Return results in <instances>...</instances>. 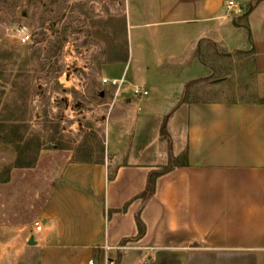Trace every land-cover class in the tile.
<instances>
[{"label":"crops","instance_id":"0c3cea01","mask_svg":"<svg viewBox=\"0 0 264 264\" xmlns=\"http://www.w3.org/2000/svg\"><path fill=\"white\" fill-rule=\"evenodd\" d=\"M123 1L128 31L132 39L136 31L138 52H143L139 56L144 59L147 41L156 49L160 37L168 50L161 55L166 64L159 65L167 66V86L155 97L171 102L164 113L168 122L179 115L183 121L185 145L169 150L173 158L178 154L182 159L170 164L163 152L158 161H135L129 151L126 157L125 134L120 140L111 136L113 151L97 158L76 157L67 150L66 161L51 165V189L21 231L29 243L31 238L36 241L29 264H106L109 258L117 264H264V103L257 100L264 99V0L249 5L247 18L239 14L236 20L227 0ZM237 1L244 7L250 0ZM235 21L250 32L251 42L241 51L252 63V96L201 98V90L207 89L203 85L216 70L202 64L194 51L202 40L221 36ZM116 47L113 44V58L104 64L103 78H126L123 86L130 84L133 96L146 99L151 107L147 97L153 85L144 75L151 66L142 60L135 70L128 68L114 54ZM118 67L117 72L110 70ZM101 83L107 89L116 87ZM135 85L149 94L135 95ZM166 134L162 137L170 139ZM82 149L79 153L89 151ZM40 157L2 166L0 185L39 173ZM168 165L171 169L157 177L156 191L144 204L139 196L150 173ZM139 211L146 234L136 239ZM37 221L44 225L41 231ZM124 242L130 245L121 251L118 246Z\"/></svg>","mask_w":264,"mask_h":264},{"label":"rangeland","instance_id":"374dc122","mask_svg":"<svg viewBox=\"0 0 264 264\" xmlns=\"http://www.w3.org/2000/svg\"><path fill=\"white\" fill-rule=\"evenodd\" d=\"M255 1H246L241 14ZM231 26L221 36L202 40L194 51L202 64L216 70L203 85L207 89L201 90V98L251 97L247 88L253 84L252 63L242 52L251 42L250 32L245 26ZM22 28L31 36L27 42L21 40ZM157 42L155 49L147 41L144 59L139 56L143 52H138L136 31L133 39L128 31L123 0H0V170L40 156L42 162L39 173L0 185V264H29L32 247L21 231L28 219L36 217L51 189V165L66 161L67 150L76 157L97 158L113 151L111 136L120 140L125 134L126 157L130 152L135 161H158L163 152L170 164L182 159L178 154L173 158L169 150L185 145L183 121L179 115L168 122L164 113L171 102L155 97L167 86L168 77L163 72L167 66H159L166 64L161 55L168 50L162 37ZM113 44L114 54L128 68L135 70L142 60L151 66L144 72L153 85L147 97L151 107L146 99L133 96L130 84L103 87L102 70L113 58L109 55ZM110 70L117 72L119 67ZM163 125L170 139L162 137ZM80 148L89 153H79Z\"/></svg>","mask_w":264,"mask_h":264},{"label":"built area","instance_id":"2783aa9c","mask_svg":"<svg viewBox=\"0 0 264 264\" xmlns=\"http://www.w3.org/2000/svg\"><path fill=\"white\" fill-rule=\"evenodd\" d=\"M227 8L229 10L230 14H235V15H239L243 12V7L242 5L237 1V0H227ZM21 40L23 42H27L30 40L31 36L29 33L26 32L25 28H22L21 30ZM103 83L105 84H111L112 86H116L118 88L122 87L124 85V83H126V78H103ZM133 92L135 95L137 96H146L149 94V91L143 87V86H138L135 85L133 88ZM35 227L37 230L41 231L44 227L43 223L41 221H37L35 223ZM130 245L129 242H124L121 245L118 246V248L121 251H124L128 248V246ZM111 246H106V249H110ZM118 260L114 259V258H109L106 262V264H117ZM91 264H95L93 261H91Z\"/></svg>","mask_w":264,"mask_h":264},{"label":"trees","instance_id":"16d2710c","mask_svg":"<svg viewBox=\"0 0 264 264\" xmlns=\"http://www.w3.org/2000/svg\"><path fill=\"white\" fill-rule=\"evenodd\" d=\"M248 17V12L246 14L243 15L242 18H247ZM248 91H252V87H248L247 88ZM252 96V95H251ZM243 99V97L241 98ZM240 99V100H241ZM258 101L264 103V99H257ZM162 134L164 136H166V127L164 126L162 129ZM171 169V166H166L163 167L161 170H156V171H152L149 175V180H148V184H147V188L146 190L139 196V198L143 199V203L145 204L155 193L156 191V179L158 176L167 173L169 170ZM127 207L124 208V210H126ZM137 223H138V227H139V234L137 235L136 239H140L142 238L145 234H146V224L143 222L142 218H141V214L140 211L137 214ZM127 241V240H126Z\"/></svg>","mask_w":264,"mask_h":264},{"label":"water","instance_id":"95a60500","mask_svg":"<svg viewBox=\"0 0 264 264\" xmlns=\"http://www.w3.org/2000/svg\"><path fill=\"white\" fill-rule=\"evenodd\" d=\"M234 24L235 25H239L240 26V24H238L236 21L234 22ZM104 94V92H102V95ZM35 239L34 238H31V240H30V244H35Z\"/></svg>","mask_w":264,"mask_h":264}]
</instances>
